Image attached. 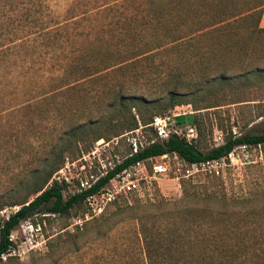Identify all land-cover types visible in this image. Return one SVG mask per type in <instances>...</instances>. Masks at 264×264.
I'll return each mask as SVG.
<instances>
[{"label": "trees", "instance_id": "obj_1", "mask_svg": "<svg viewBox=\"0 0 264 264\" xmlns=\"http://www.w3.org/2000/svg\"><path fill=\"white\" fill-rule=\"evenodd\" d=\"M138 4L144 10L162 11L122 17L94 16L96 21L72 18L67 14L50 17L55 24H48V18L43 16L45 3L41 0H0V109L10 104L5 98V90L18 94L15 91L21 84L6 79L7 74L13 73L9 63L11 58L28 54L29 48L35 52L34 45L39 36L42 47H52L59 60L57 72L44 77L46 82L41 84L40 94L34 96L39 100L32 103L42 104L38 120L40 133L46 136L49 120L59 125L57 132L41 144L42 153L36 164H24L19 168L10 176L13 185L0 193V209L6 205L19 206L7 218H0V264H21L16 256L8 254L15 246L8 235L22 219L37 213L70 217L72 213L76 215L79 207L85 209L82 194L63 200L58 183L44 186L66 155H77L65 153L70 146L82 141L89 150L93 141L103 138L100 123L116 136L120 130L138 127V120L147 125L155 116L178 105L191 104L194 110L216 107L222 105L218 101L221 91L247 89L264 82V65L254 64L240 73L229 72L223 66L218 72L212 68L206 70L203 79L192 84L194 89L183 91L179 88L183 87V73L176 62L183 54L188 58L182 49L184 44L190 48L202 35L221 50L233 52L238 48L237 52L245 54L249 42L240 30L249 28L242 20L246 14L256 11L258 22L249 33L263 34L259 20L264 0L252 2L247 10L239 5V0H142ZM72 25H77L80 30L71 34L69 46L62 47L63 36L54 37L51 33H69ZM160 45L171 49L166 55L170 57H166V61L171 67L157 70L155 66V72L147 70V66L139 67L142 62H154L156 53L152 49ZM138 76L158 81L164 94L147 98L132 89L128 82ZM200 90L204 93L195 100L193 94ZM46 96L53 102H47ZM196 102L203 104L199 106L201 104ZM133 107L138 109V119L132 113ZM199 113L175 117L177 123L196 128L197 138L193 144L175 135L156 141L141 152L126 157L92 190L128 164L149 156L176 153L181 159L197 162L227 156L240 144H264L263 132L237 135L230 128L223 136L222 144L208 148L203 142L204 126ZM28 127L31 129L32 125ZM218 191L188 181L183 183L182 195L177 200L118 205L108 214L104 209L98 217L76 224L73 231L64 230L49 238L45 246L48 253L52 252L50 259L55 261L54 257L60 251H77L84 243L106 235L119 222L132 218L139 222L145 264H264V250H257L248 261H243L242 256L252 243L248 229L257 232L258 227H262L259 235L264 243V202H259L258 198H232ZM127 208L132 210L130 216L117 219ZM249 218L261 221L255 224L259 220L254 222L247 220ZM4 253L7 254L5 259L1 257Z\"/></svg>", "mask_w": 264, "mask_h": 264}, {"label": "rangeland", "instance_id": "obj_2", "mask_svg": "<svg viewBox=\"0 0 264 264\" xmlns=\"http://www.w3.org/2000/svg\"><path fill=\"white\" fill-rule=\"evenodd\" d=\"M41 1L45 3L43 16L44 19L48 18V24H55L54 19L50 17L56 18L59 15L67 14L72 18L74 16L90 18L88 21L92 19L96 21L95 17L100 18L101 16L122 17L131 14H156L162 11L159 9H141L138 3L142 0ZM251 1L239 0V5L244 10H247L252 2H258L259 0ZM138 5L139 7H136ZM242 21L249 28V30L245 28L240 30V34L249 42V49L245 54L237 52L238 48L234 49L231 45L229 47L232 50L234 49L233 52L221 50L213 41L208 42L204 38V35L200 36L196 41H193L194 44L190 48L187 44H184L182 49L185 50L188 58L183 54L182 58L176 59L177 65L183 73L181 84L183 87H179L180 90L185 91L188 88L194 89L195 86L192 84L195 81L203 79L205 71L211 68L218 72L224 66L229 69V72L240 73L243 68L250 69L254 64L264 65L262 64L264 60V33H249L250 28H253L258 22L256 11L250 15L246 14L245 20L243 19ZM84 22V24H87L85 20ZM79 30L80 27L72 25L69 33L61 34L52 32L51 35L54 37L62 35L64 40L62 47H64L70 45L71 42L69 40H71V34L79 32ZM38 39L39 36L34 45L36 48L35 52H32L31 48H29L28 54L11 58L9 63L11 64L10 69L13 73L7 74V77L5 75L2 76V80L4 81L7 79V81L20 82L21 84L19 85L18 91H15L18 94H14L9 89L5 90V98L7 101L9 100L10 104L0 109V193L6 192L13 185L10 176L17 173L19 168L24 164L30 166L36 164L37 157L42 153L41 144L43 145L51 137H54L59 127L57 123L52 124L49 120V123H47L49 125L47 134L43 136L40 133V126H38L40 105L42 104L41 102L32 104L34 100H39L34 96L40 94V86L46 82L44 77L53 72L55 73V71L57 72L59 66V60L55 56L56 52L52 50V47H42L41 41L38 42ZM57 46L55 45V47ZM152 50V52L156 53L154 62H142L139 64V67L147 66V70H154V72L155 66H157V70H168L171 67V64L166 61V55L171 51L169 46L160 45L154 47ZM155 62H157L156 65ZM1 70L3 71L5 68ZM210 73H213V71H210ZM128 83L131 84L132 89L144 94L147 98L164 94L159 87L158 81L147 79L146 76L132 78ZM203 93L204 91H197L193 94V97L197 100ZM218 95H220L218 101L222 105L194 110V106L191 104H181L163 115L170 114L172 116H178L200 111L201 113L199 114L204 126L203 142L207 144L208 148L214 146L213 135L216 131L221 132L222 136L227 134L230 128L232 133L237 135L244 132L264 133V82H260L258 85L255 84L247 89H227L226 92L221 91ZM46 97L47 102H53V99H49L48 96ZM237 100L241 101L234 102ZM196 103L201 104L199 106L203 104V102ZM13 104L19 105L13 106ZM132 113L139 116L136 107L132 108ZM30 124L32 125L31 129L28 127ZM99 129L104 134L103 138L107 141H110L115 136V133H110V130L103 123L99 124ZM125 131L128 130L123 129L118 133L122 134ZM92 143L94 144V141ZM111 145L110 149H112ZM86 148V143L78 141L70 146L65 153L78 155L81 152L88 151V148ZM116 150L123 156L127 152V146L121 142L119 147H116ZM236 153V158L232 159V162L230 160L229 165L227 164L222 177H214L199 172L189 178H181L179 181H175L172 178L174 177L173 171L178 166L180 160L176 159L173 154H168L164 158H158L159 163L168 165L166 174L158 180V183L152 186L150 191L142 197L135 195L119 196L113 204L105 207V211L108 214L116 206L123 204L133 205L139 203L148 205L150 203H160L164 199L172 202L181 197L183 183L188 181L199 186L204 184L208 185L209 189L225 192L232 198H258L259 202L263 203L264 144L256 147L248 146L246 151L238 149ZM49 180L44 188L48 185ZM18 207V205L4 206L0 209V218H5L11 211L16 210ZM85 211L86 209L82 206L77 209L75 212L76 215L72 213L70 217L51 213L34 214L28 219L33 224H40L41 226L42 237H36L39 243L33 248H28L30 247L28 244H22L20 241H17L14 246V252L12 251L11 254L16 256L21 264H145L146 257L144 244L139 232V222L132 218L119 222L106 235L98 236L94 240L84 243L79 250L60 251L61 253H57L56 257H54L55 261L50 259L52 252L48 253L49 251L45 246L49 238L54 237L64 230L73 231L74 226L79 224V220L82 223L83 221L98 217L86 218ZM130 212L132 210L127 208L124 213L118 215L116 218L130 216ZM251 219L249 218L247 220ZM258 220L259 222L255 224H259L261 219H252L254 222ZM258 229L257 232L253 229H248L247 235L252 240V243L246 249L245 253H242V256H244L243 261L251 259V256L256 254L257 250H264V243H261V236L259 235L262 227H258ZM19 236L22 237L21 232ZM253 241H257V243L253 244Z\"/></svg>", "mask_w": 264, "mask_h": 264}, {"label": "built area", "instance_id": "obj_3", "mask_svg": "<svg viewBox=\"0 0 264 264\" xmlns=\"http://www.w3.org/2000/svg\"><path fill=\"white\" fill-rule=\"evenodd\" d=\"M135 117L138 119L137 114ZM175 117L170 114L157 115L147 125H142L138 120V127L125 131L110 141L100 138L94 142L90 150L81 152L77 156L66 155L59 168L50 177L48 186L53 182L58 183L61 186L63 200L82 194L86 218L98 216L107 205L117 200L119 196H144L166 174L168 165L159 163L157 159L167 157L168 154L136 160L115 172L97 189H92L102 178L115 170L126 157L141 152L156 141H162L175 135L183 138L188 144H193L197 138L196 128L185 123H177ZM213 140L214 147L222 144L221 132L216 131ZM121 142L127 146V152L123 156L116 150ZM110 144H112V149H110ZM248 146L251 145L240 144L235 146L227 156L197 162H188L173 153L180 162L173 171L172 179L179 181L181 178H189L199 172L222 177L227 164L229 165L230 160L232 162V159L236 158V151L238 149L246 151ZM78 223L81 224L80 220ZM20 232L22 237L19 236ZM38 236L42 237L40 224H33L28 218H25L9 233L8 238L13 243L20 241L22 244H28L30 246L28 248H33L39 243L36 239ZM12 251L14 252V247ZM6 255L4 253L1 257L5 259Z\"/></svg>", "mask_w": 264, "mask_h": 264}, {"label": "crops", "instance_id": "obj_4", "mask_svg": "<svg viewBox=\"0 0 264 264\" xmlns=\"http://www.w3.org/2000/svg\"><path fill=\"white\" fill-rule=\"evenodd\" d=\"M259 26L264 28V8H263L260 20H259Z\"/></svg>", "mask_w": 264, "mask_h": 264}]
</instances>
